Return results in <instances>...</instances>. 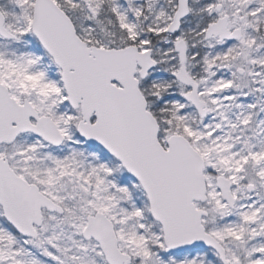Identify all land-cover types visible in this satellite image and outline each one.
I'll list each match as a JSON object with an SVG mask.
<instances>
[{"label": "snow or ice", "instance_id": "6c2138e0", "mask_svg": "<svg viewBox=\"0 0 264 264\" xmlns=\"http://www.w3.org/2000/svg\"><path fill=\"white\" fill-rule=\"evenodd\" d=\"M0 264H264V0H0Z\"/></svg>", "mask_w": 264, "mask_h": 264}]
</instances>
